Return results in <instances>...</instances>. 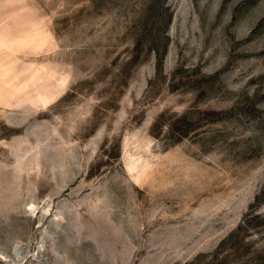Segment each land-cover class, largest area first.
<instances>
[{
    "label": "rangeland",
    "instance_id": "obj_1",
    "mask_svg": "<svg viewBox=\"0 0 264 264\" xmlns=\"http://www.w3.org/2000/svg\"><path fill=\"white\" fill-rule=\"evenodd\" d=\"M0 264H264V0H0Z\"/></svg>",
    "mask_w": 264,
    "mask_h": 264
}]
</instances>
